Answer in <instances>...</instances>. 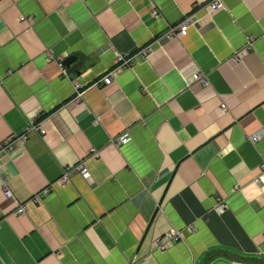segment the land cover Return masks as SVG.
Listing matches in <instances>:
<instances>
[{
	"label": "crops",
	"instance_id": "crops-1",
	"mask_svg": "<svg viewBox=\"0 0 264 264\" xmlns=\"http://www.w3.org/2000/svg\"><path fill=\"white\" fill-rule=\"evenodd\" d=\"M206 1L0 0V145L32 118L46 130L0 152V264H264V0H222L162 37ZM196 70L207 85H188ZM79 159L90 177L57 183ZM170 229L184 237L157 250Z\"/></svg>",
	"mask_w": 264,
	"mask_h": 264
},
{
	"label": "built area",
	"instance_id": "built-area-1",
	"mask_svg": "<svg viewBox=\"0 0 264 264\" xmlns=\"http://www.w3.org/2000/svg\"><path fill=\"white\" fill-rule=\"evenodd\" d=\"M194 10L197 9V12L195 10L190 13V15H186L178 24L174 25L173 27L168 28L164 33L162 34V37L166 38H172V37H182L187 33L188 28L194 23V18L196 14L199 11H204L205 14H212L220 9L224 8V3L222 0H208L203 4L196 3L193 5ZM193 10V9H192ZM152 15L157 16V8L152 9ZM253 37H248L247 43L242 47L241 49H237L232 54L231 59L233 61H240L242 58V53L248 49L252 44ZM137 52H116L115 53V60H116V67L115 69L109 71L107 74H105L101 79L99 80V85L108 84L112 81V79L116 76V73L119 69L125 68L128 66H131L134 62L135 57H139L141 59H145L149 53H150V45L140 47L137 49ZM65 70L62 68V72ZM188 82V85L193 83H198L201 85H207L209 83L208 76L205 72L196 70L194 71L189 78L186 79ZM76 88H79L80 83H75ZM45 127L43 125L42 121H39L37 119H30V121L24 125L22 128V131L16 134H13L10 136V138H7L2 141L0 145V152H4L9 154L16 145L20 143H24V141L27 139L28 135L31 132H38L39 134L45 133ZM263 134V131H259L253 135H251L249 138L251 141L255 142L258 138H260ZM127 140L126 135H122L119 137H115L114 142L117 144L123 143ZM89 154V153H88ZM91 157L98 156V151L93 150L90 151ZM260 171L262 170V173L264 172V162L260 163ZM74 175H80L83 179H87L90 177V172L88 167L85 164L84 159H79L75 164L64 166L60 172V175L58 179L56 180L57 183H60L62 185H65L69 183L71 178ZM0 180H1V190L4 196L11 197L12 191L9 187V179L6 175L3 174L2 165L0 164ZM263 178L261 172L258 173L254 178L253 182L256 184L262 183ZM50 185L43 187L39 191H35L30 197L25 199L22 202H19L16 206V209L14 211L15 214H23L26 212L27 205H36L40 203L43 199V197L49 192ZM226 208V204L223 201H219L216 203L214 209L217 211H223ZM186 230L190 233L195 231V225L189 224L186 227ZM184 237L183 230H174L170 229L167 231H164L161 233L156 239H155V248L159 251H165L168 249L171 245L179 242Z\"/></svg>",
	"mask_w": 264,
	"mask_h": 264
},
{
	"label": "water",
	"instance_id": "water-1",
	"mask_svg": "<svg viewBox=\"0 0 264 264\" xmlns=\"http://www.w3.org/2000/svg\"><path fill=\"white\" fill-rule=\"evenodd\" d=\"M76 60V56L75 55H70V56H67L63 61H62V64L66 67H68L70 65V63L74 62ZM81 61L80 62H77V64H74L73 67H71L72 69H69V72H73L77 66H80L81 65ZM69 68V67H68Z\"/></svg>",
	"mask_w": 264,
	"mask_h": 264
}]
</instances>
